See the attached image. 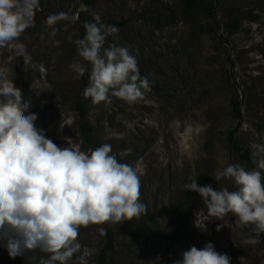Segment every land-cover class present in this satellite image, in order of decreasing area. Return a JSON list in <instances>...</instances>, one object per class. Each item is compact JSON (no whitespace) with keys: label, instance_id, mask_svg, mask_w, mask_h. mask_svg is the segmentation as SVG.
Returning <instances> with one entry per match:
<instances>
[{"label":"rangeland","instance_id":"rangeland-1","mask_svg":"<svg viewBox=\"0 0 264 264\" xmlns=\"http://www.w3.org/2000/svg\"><path fill=\"white\" fill-rule=\"evenodd\" d=\"M204 4L213 17L202 10L190 16L182 0H96L98 23L118 29L104 47H127L150 84L134 103L86 99L98 140L110 144L121 163L139 162L140 199L147 206L133 224L115 225V264H174L182 252L208 242L229 255L230 264H264V233L259 243H246L251 233L232 214L223 221L209 217L206 229L196 227V215L202 221L207 210L199 194L184 189L193 177L201 186L235 190L231 180L214 176L229 164L246 167L233 155L229 134L250 152L252 142H264V0ZM80 10L81 0H38L31 26L0 48V71L31 101L37 128L58 146L88 152L75 102L89 75L80 77L72 67L84 64L75 43ZM156 228L170 234L178 229L181 241L171 245L155 237L150 232ZM101 229L103 224L79 229V243L94 250L89 264H112ZM2 243L0 264H28L27 256L44 255L12 259Z\"/></svg>","mask_w":264,"mask_h":264},{"label":"clouds","instance_id":"clouds-1","mask_svg":"<svg viewBox=\"0 0 264 264\" xmlns=\"http://www.w3.org/2000/svg\"><path fill=\"white\" fill-rule=\"evenodd\" d=\"M37 6L38 0H0V48L18 40L31 26ZM54 19L50 17L49 23ZM84 27V37L75 41L78 56L91 65L84 98L93 104L111 103L112 97L128 103L142 98V90L150 84L140 76L137 58L127 47H104L107 36L118 29L98 22ZM21 47L16 45L18 50ZM72 67L80 77L87 71L79 62ZM30 107L31 101L24 100L21 89L0 71V242L12 259L44 254L27 256L28 264H69L74 257L75 264H89L94 250L79 243L81 227L115 226L147 211L140 199L139 162L121 163L107 143L88 152L58 146L37 128L38 116L28 111ZM250 149L252 169L229 164L214 173L217 181L231 180L235 190L201 186L193 177L184 189L199 194L207 210L202 221L196 215V227L206 229L209 217L223 221L232 214L251 233L246 243L255 245L264 233V142H252ZM222 227L217 225L216 231ZM181 255L174 264L231 261L211 242L201 249L192 246Z\"/></svg>","mask_w":264,"mask_h":264},{"label":"trees","instance_id":"trees-1","mask_svg":"<svg viewBox=\"0 0 264 264\" xmlns=\"http://www.w3.org/2000/svg\"><path fill=\"white\" fill-rule=\"evenodd\" d=\"M185 5V13L189 14L190 16H193L195 13H199V11H205V14H207V17L211 18L213 17V14L211 12V9H208V7L204 4V0H182ZM96 0H81V10L77 14V25H78V31L80 33L79 39H82L85 35V23H96L98 22L94 15V7H95ZM238 26L235 30L237 31ZM84 67L87 69V71L84 74V78L89 75V64L88 62L84 61ZM85 89V84H82V89H80L79 92V98L75 102V110L78 114V121H77V129L79 132V135L82 139L83 146L86 150H94L95 148L101 146L103 143L98 140V138L95 136V130L93 126L91 125L89 121V112H88V103L86 98L83 96V91ZM234 111H238V106H234ZM234 132H231L229 134L228 142L229 145L232 147V153L233 155L243 161L246 164V169H252V156L251 152L248 149H245L238 144L234 143L233 138ZM135 219L133 218L130 221L123 222L124 224H133ZM105 229V235H106V251L110 253V259L111 263L115 264L114 260V227L109 224H103ZM151 234H153L155 237L162 239L166 242H168L171 245H176L181 241L180 233L178 229H175L173 234H170L168 232H165L159 228H156L155 231H151Z\"/></svg>","mask_w":264,"mask_h":264}]
</instances>
